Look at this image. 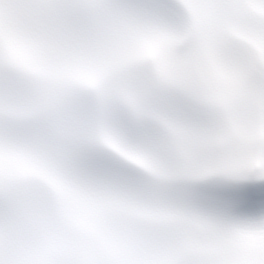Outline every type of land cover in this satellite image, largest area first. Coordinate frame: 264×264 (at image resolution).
<instances>
[{
  "label": "snow or ice",
  "instance_id": "1",
  "mask_svg": "<svg viewBox=\"0 0 264 264\" xmlns=\"http://www.w3.org/2000/svg\"><path fill=\"white\" fill-rule=\"evenodd\" d=\"M0 264H264V0H0Z\"/></svg>",
  "mask_w": 264,
  "mask_h": 264
}]
</instances>
